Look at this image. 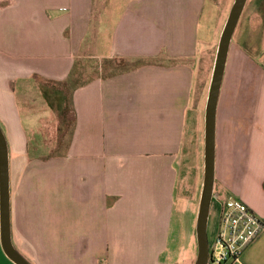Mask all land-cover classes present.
Returning <instances> with one entry per match:
<instances>
[{
  "label": "crops",
  "instance_id": "0c3cea01",
  "mask_svg": "<svg viewBox=\"0 0 264 264\" xmlns=\"http://www.w3.org/2000/svg\"><path fill=\"white\" fill-rule=\"evenodd\" d=\"M262 3L252 0L249 16L261 23L260 59L234 39L228 56L211 215L233 195L264 221ZM221 9L219 0H0L11 234L35 264L195 263L201 175L183 186L185 152L195 137L199 147ZM24 119L51 127L52 144L31 152ZM0 264H15L1 238ZM238 264H264V231Z\"/></svg>",
  "mask_w": 264,
  "mask_h": 264
},
{
  "label": "water",
  "instance_id": "95a60500",
  "mask_svg": "<svg viewBox=\"0 0 264 264\" xmlns=\"http://www.w3.org/2000/svg\"><path fill=\"white\" fill-rule=\"evenodd\" d=\"M249 0H235L221 33L204 115V175L197 216L198 255L194 264H210L208 236L215 186L216 122L219 98L231 44ZM0 238L5 255L15 264H32L15 247L10 218V154L7 136L0 125Z\"/></svg>",
  "mask_w": 264,
  "mask_h": 264
},
{
  "label": "rangeland",
  "instance_id": "374dc122",
  "mask_svg": "<svg viewBox=\"0 0 264 264\" xmlns=\"http://www.w3.org/2000/svg\"><path fill=\"white\" fill-rule=\"evenodd\" d=\"M231 1L232 0H230V2L226 1V0H219L220 5L222 6L221 11H222V19L223 20L225 19L226 15H229V11L231 10V7H232L235 0H233V3ZM258 10H259L258 14H259V17L261 19L262 15L264 13V3H262L261 6H259L257 11ZM255 11L256 10L252 6V0H249L247 3V6L245 8V11L242 15V18L239 22V25L237 27V30L235 32L233 39H234V43H235L234 45L235 46L241 45L243 47L241 49L243 52H246L248 55H250L254 59L256 58V60L257 59L259 60L260 59V53H261V50H260V42H261V26L260 25H261V23L257 22V28H256V24L250 25L251 19H249L250 15L256 13ZM216 17L215 16L213 17L214 20L216 19ZM227 18H228V16H227ZM214 25H215V23H214ZM219 28H220V26H218V28H217V31L215 34L216 36L219 34V32H218ZM215 43H216V39L214 40V46L212 49L213 54L209 60L208 90H209L211 77H212V73H213V68H214V64H215L219 40H218V43L216 45H215ZM136 65L137 64L128 65L125 68L131 69ZM87 73H89V70L85 71L86 75H87ZM83 79H85V78H83ZM62 89H64L65 92L67 93L66 87H64ZM23 121H24L25 127L27 128V139L29 140L31 152H34V150L38 146L40 147L43 144H46V143L49 145L52 144L51 139L54 140L55 135L49 134L51 129H52L51 127L48 126L47 128H45V127L42 128L41 126L39 127V125H36V126L32 125V122H29L26 119H24ZM72 125H73V123L70 124V127H72ZM70 127H69L67 134L64 135L63 140H62V142L65 141L66 144H67L68 140H70ZM195 139H196V137H195ZM195 139H194V144L192 145V147L190 149H187V151L185 152L186 154H185V163H184V173H185L184 175H186L187 177H186V179H183V186L184 187H186V186L190 187V184L193 181V179L197 181V183L194 184L195 186H197V184H199V180H200L199 178L201 175L200 190L202 191L203 175H204V120H203V124H202L201 130H200V137H199L200 143H199L198 150H197L196 145H195V142H196ZM198 168L200 170V173L198 174L199 178H196L197 177L196 172H197ZM187 182H189V183L187 184ZM224 200H225V198L223 196L221 201H224ZM218 210H219V206H218L217 211H216V209H214L212 212V215H211L210 228H209L210 241H212L213 231L217 227V223H218V219H219ZM19 251L30 262H32V264H35V261L31 255L27 254L21 248H19ZM178 264H190V262L178 263Z\"/></svg>",
  "mask_w": 264,
  "mask_h": 264
},
{
  "label": "built area",
  "instance_id": "2783aa9c",
  "mask_svg": "<svg viewBox=\"0 0 264 264\" xmlns=\"http://www.w3.org/2000/svg\"><path fill=\"white\" fill-rule=\"evenodd\" d=\"M219 219L210 244V264H238L264 231V221L241 199L218 203Z\"/></svg>",
  "mask_w": 264,
  "mask_h": 264
},
{
  "label": "trees",
  "instance_id": "16d2710c",
  "mask_svg": "<svg viewBox=\"0 0 264 264\" xmlns=\"http://www.w3.org/2000/svg\"><path fill=\"white\" fill-rule=\"evenodd\" d=\"M45 91V95H47V97H50L52 95V93L49 90H46L45 88H43ZM50 103V102H49ZM52 105V104H51ZM61 115H63L64 117V122L67 121V110H64L63 112L60 113Z\"/></svg>",
  "mask_w": 264,
  "mask_h": 264
}]
</instances>
